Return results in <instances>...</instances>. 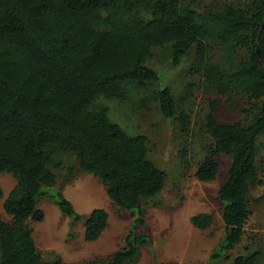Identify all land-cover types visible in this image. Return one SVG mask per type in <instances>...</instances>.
<instances>
[{
    "label": "trees",
    "instance_id": "trees-1",
    "mask_svg": "<svg viewBox=\"0 0 264 264\" xmlns=\"http://www.w3.org/2000/svg\"><path fill=\"white\" fill-rule=\"evenodd\" d=\"M214 45L225 54L223 62L213 61ZM166 48L175 66L195 49L192 77L222 97L241 94L251 103L248 120L235 123L217 121L213 106L204 124L211 144L196 173L202 182L214 181L218 159L230 160L218 194L226 233L212 260L231 259L252 215V190L263 184L257 144L264 135V0L245 7L208 4L202 10L185 0H0V173L17 181L4 203L12 222L0 217V264H65L44 260L30 222L45 219L39 209L43 198L73 221L83 220L58 187L56 171L69 155L80 172L105 185L111 201L136 217L124 247L105 264L138 260L150 244L143 232L145 204L162 193L167 176L149 159L147 137L129 135L113 123L99 100L137 110L154 105L189 133L185 104L196 84L178 100L147 65L154 50ZM237 49L244 53L235 60ZM67 174L72 180L75 168ZM3 196L0 186V200ZM192 223L206 230L214 217L196 215ZM84 224L86 241H97L109 214L95 209ZM234 264H264L263 253L238 256Z\"/></svg>",
    "mask_w": 264,
    "mask_h": 264
},
{
    "label": "rangeland",
    "instance_id": "rangeland-1",
    "mask_svg": "<svg viewBox=\"0 0 264 264\" xmlns=\"http://www.w3.org/2000/svg\"><path fill=\"white\" fill-rule=\"evenodd\" d=\"M197 10L205 5L217 7L232 4L245 7L251 0H185ZM211 53L214 62H223L225 54L214 45ZM195 49L175 66L170 49H156L147 65L160 77L159 84L172 90L179 100L187 86L196 84L192 97L185 109L191 118L189 133L176 119H167L160 109L151 106L149 110H137L117 100L100 99L99 104L109 107V117L129 135H144L148 139L149 159L167 176L162 193L145 204L148 211L147 225L143 232L150 238V244L142 247L138 260L131 264H234V259L261 250L264 261V135L258 139L257 164L263 184L252 190L250 204L252 215L245 227L242 243L230 253V258L212 260L222 244L226 226L222 219L219 190L227 179L230 160L222 155L218 159L219 174L214 181L202 182L196 173L211 144L204 131L207 115L216 108V119L221 123L246 122L251 103L241 94L222 97L210 91L199 77H192L188 68L194 62ZM244 52L237 49L231 56L235 60ZM156 85L155 87H157ZM215 103V105H213ZM253 103V102H252ZM63 168L56 171L59 189L74 204L83 217L75 222L63 215L60 208L49 198L39 202V209L45 213L42 222L31 221L30 226L38 251L47 262L60 258L65 264H105L111 256L124 247L125 237L136 218L132 212L120 209L107 195L105 185L91 174L79 171L72 156H63ZM74 167L76 175L68 180L67 168ZM3 198L0 200V217L11 223L12 217L4 203L17 186L9 173H0ZM95 209H104L109 214V225L102 236L94 242L85 239V220ZM208 214L214 217L213 225L201 230L192 223L196 215Z\"/></svg>",
    "mask_w": 264,
    "mask_h": 264
},
{
    "label": "water",
    "instance_id": "water-1",
    "mask_svg": "<svg viewBox=\"0 0 264 264\" xmlns=\"http://www.w3.org/2000/svg\"><path fill=\"white\" fill-rule=\"evenodd\" d=\"M257 52H258V54L261 56V53H260V50H259V49H257Z\"/></svg>",
    "mask_w": 264,
    "mask_h": 264
}]
</instances>
